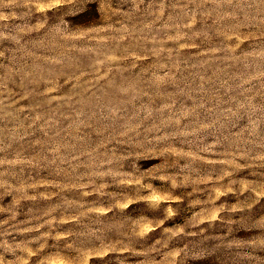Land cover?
<instances>
[{
	"label": "rangeland",
	"instance_id": "obj_1",
	"mask_svg": "<svg viewBox=\"0 0 264 264\" xmlns=\"http://www.w3.org/2000/svg\"><path fill=\"white\" fill-rule=\"evenodd\" d=\"M0 264H264V0H0Z\"/></svg>",
	"mask_w": 264,
	"mask_h": 264
}]
</instances>
